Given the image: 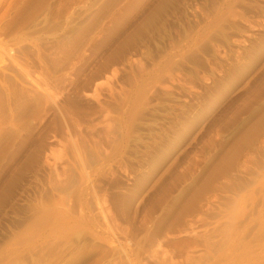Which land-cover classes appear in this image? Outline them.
I'll use <instances>...</instances> for the list:
<instances>
[{"label": "rangeland", "instance_id": "obj_1", "mask_svg": "<svg viewBox=\"0 0 264 264\" xmlns=\"http://www.w3.org/2000/svg\"><path fill=\"white\" fill-rule=\"evenodd\" d=\"M0 264H264V0H0Z\"/></svg>", "mask_w": 264, "mask_h": 264}]
</instances>
